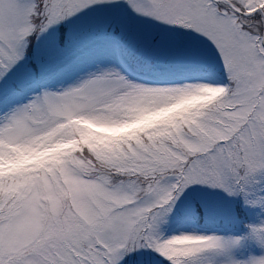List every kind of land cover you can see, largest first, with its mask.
<instances>
[{
	"label": "snow or ice",
	"instance_id": "snow-or-ice-1",
	"mask_svg": "<svg viewBox=\"0 0 264 264\" xmlns=\"http://www.w3.org/2000/svg\"><path fill=\"white\" fill-rule=\"evenodd\" d=\"M0 264H264V0H0Z\"/></svg>",
	"mask_w": 264,
	"mask_h": 264
},
{
	"label": "rangeland",
	"instance_id": "rangeland-1",
	"mask_svg": "<svg viewBox=\"0 0 264 264\" xmlns=\"http://www.w3.org/2000/svg\"><path fill=\"white\" fill-rule=\"evenodd\" d=\"M178 230L177 226H173L172 228L169 229V233L168 234H171L173 231H176Z\"/></svg>",
	"mask_w": 264,
	"mask_h": 264
}]
</instances>
